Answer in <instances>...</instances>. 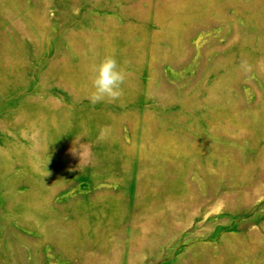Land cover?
<instances>
[{
	"label": "rangeland",
	"instance_id": "rangeland-1",
	"mask_svg": "<svg viewBox=\"0 0 264 264\" xmlns=\"http://www.w3.org/2000/svg\"><path fill=\"white\" fill-rule=\"evenodd\" d=\"M0 264H264V0H0Z\"/></svg>",
	"mask_w": 264,
	"mask_h": 264
},
{
	"label": "clouds",
	"instance_id": "clouds-1",
	"mask_svg": "<svg viewBox=\"0 0 264 264\" xmlns=\"http://www.w3.org/2000/svg\"><path fill=\"white\" fill-rule=\"evenodd\" d=\"M241 68L248 72L251 71L252 66L244 60L241 61ZM90 73L92 91L89 99L93 104L106 99L115 101L123 95L125 74L119 68L114 56H104L91 66Z\"/></svg>",
	"mask_w": 264,
	"mask_h": 264
}]
</instances>
